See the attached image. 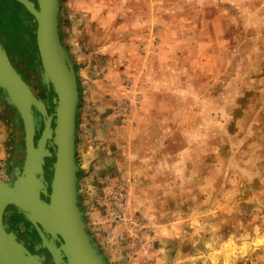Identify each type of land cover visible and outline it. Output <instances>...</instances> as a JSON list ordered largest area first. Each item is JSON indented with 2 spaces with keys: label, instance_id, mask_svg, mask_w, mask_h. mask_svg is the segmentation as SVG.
I'll return each mask as SVG.
<instances>
[{
  "label": "rangeland",
  "instance_id": "obj_1",
  "mask_svg": "<svg viewBox=\"0 0 264 264\" xmlns=\"http://www.w3.org/2000/svg\"><path fill=\"white\" fill-rule=\"evenodd\" d=\"M3 10L9 60L54 100L27 22L7 2ZM60 16L79 72L77 125L96 141L105 110L137 173L107 179L100 194L89 158L77 157L80 206L106 262L163 264L152 254L158 241L166 264H264V0H61ZM53 100H43L48 115ZM1 102L4 179L21 129ZM129 199L151 200L153 222L131 219Z\"/></svg>",
  "mask_w": 264,
  "mask_h": 264
},
{
  "label": "water",
  "instance_id": "obj_2",
  "mask_svg": "<svg viewBox=\"0 0 264 264\" xmlns=\"http://www.w3.org/2000/svg\"><path fill=\"white\" fill-rule=\"evenodd\" d=\"M34 15V34L41 60V76L55 91V112L48 115L43 100H39L31 87L22 79L8 58L0 42V89L9 93V104L17 107L25 124L28 145L27 166L13 188L0 179V264H21L4 232L2 216L10 204L39 215L42 225L63 239V250L73 264H108L92 235L79 199V165L76 144L78 133L79 72L60 41L61 0H38L39 8L29 0H17ZM33 106L45 116L46 128L39 151L34 147ZM55 117V118H54ZM52 124L55 126L53 127ZM55 150L54 155L46 145ZM48 155L54 157V175L51 180L50 202L42 201L40 189L47 195L44 182L34 187L37 173H44Z\"/></svg>",
  "mask_w": 264,
  "mask_h": 264
},
{
  "label": "flooded vegetation",
  "instance_id": "obj_3",
  "mask_svg": "<svg viewBox=\"0 0 264 264\" xmlns=\"http://www.w3.org/2000/svg\"><path fill=\"white\" fill-rule=\"evenodd\" d=\"M32 2L36 9H38V0H29ZM13 6L17 13V20L19 25H22V22H27L26 28L33 30L35 25L34 15L28 11L27 8H24L17 0H0V42L5 47L6 51L9 52L8 45L10 42L4 38L3 33L1 32L2 28V19L6 16L5 3ZM23 28L22 26L20 27ZM7 31V30H6ZM28 39L26 41L27 45L35 50L36 39L32 36V33L29 32ZM10 55V52H9ZM37 60V58H36ZM39 61V60H38ZM13 67L22 75L23 79L31 87L33 94L39 99L44 100L45 102L51 103L53 100L52 91L46 95V90L41 85V78H38L37 85L32 84L28 76L24 74L12 61ZM40 63L34 65L36 67V75L39 76L38 66ZM0 70H2L0 68ZM37 76V77H38ZM39 88L41 90H39ZM11 98L9 93L0 89V101L5 105V111L9 114L10 118L13 119L16 124L17 130L20 128L21 131H16L14 134L13 141L9 147L8 154L10 156L9 170L7 178L2 179L10 188H13L15 182L17 181L19 175H21L25 166H27L28 161V145L26 141V131L25 124L23 125V118L16 109L6 103V100ZM52 107H50V111ZM51 113V112H50ZM33 121H34V147L39 151V146L42 141V137L45 132L46 123L45 117L40 113V110L33 106ZM50 153L54 155L55 150L50 146V143L46 145ZM45 160L44 164V173H37L34 187L37 189L38 186L44 182L45 187H47L48 194L46 195L42 189H40L41 200L49 203L50 194L52 193L51 180L54 175V157H49L45 155L43 157ZM3 224L4 232L7 238L10 240L16 255L18 256L21 264H73L69 260V256L65 250H63V239L58 235L54 234L47 228L42 225L40 217L34 212L27 211L22 209L15 204H10L4 211L3 214Z\"/></svg>",
  "mask_w": 264,
  "mask_h": 264
},
{
  "label": "crops",
  "instance_id": "obj_4",
  "mask_svg": "<svg viewBox=\"0 0 264 264\" xmlns=\"http://www.w3.org/2000/svg\"><path fill=\"white\" fill-rule=\"evenodd\" d=\"M20 4L24 8H26V6H24L22 3ZM37 6L39 8L38 4ZM60 15H61V11H60ZM30 32L32 33V36L35 37L36 45H37V38L34 34V29L30 30ZM106 115H107L106 111L100 109L99 118H98L99 126L97 125L98 126L97 128L100 129V131L96 132L98 134L96 141L94 140L90 141V139L88 141V139L86 138V132H85L86 130L84 131L83 129L80 130L78 124L77 144H76L77 157L79 156H82L83 158L85 157V160L89 158L88 161H85L86 163L84 162V164H87L84 166L86 167L88 166L87 171H88V178L90 180L89 182H91L93 188L98 190L100 194L108 190V187L112 185L111 184L112 182L114 183L115 181L118 182V180L121 181L125 179V175L128 173L127 170L133 172V174H137L133 166H130L128 168L127 159L125 157L129 149L128 148V145L130 144L129 140H126L125 143L124 142L121 143L118 139L114 138L115 137L114 132L108 133L109 130L107 129V126L109 125L111 120L108 119ZM92 132H94V130ZM90 136L91 135L89 134V137ZM90 143H92V145ZM81 172H83L82 169L80 170L79 175H81ZM107 179H110L112 182L111 183L108 182ZM151 202L152 201L149 199H129V203L126 207L127 215L133 220L149 221L150 219L153 222L155 217L153 210L152 209H151L152 211L150 210ZM167 228L168 227L166 226H162L161 231L163 232ZM154 240H157V238ZM163 250H164L163 243L155 241L152 254L153 256L154 255L157 256L155 257V259L160 257V263L166 264L167 262L166 260L168 259L167 257H164L165 251ZM202 262L203 261L199 259H197L196 261L190 260L189 264H202Z\"/></svg>",
  "mask_w": 264,
  "mask_h": 264
},
{
  "label": "built area",
  "instance_id": "obj_5",
  "mask_svg": "<svg viewBox=\"0 0 264 264\" xmlns=\"http://www.w3.org/2000/svg\"><path fill=\"white\" fill-rule=\"evenodd\" d=\"M117 216L121 217V214H120V213H118V215H117Z\"/></svg>",
  "mask_w": 264,
  "mask_h": 264
}]
</instances>
